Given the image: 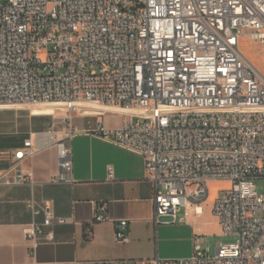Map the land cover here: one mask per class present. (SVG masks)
Returning <instances> with one entry per match:
<instances>
[{
    "label": "built area",
    "instance_id": "2783aa9c",
    "mask_svg": "<svg viewBox=\"0 0 264 264\" xmlns=\"http://www.w3.org/2000/svg\"><path fill=\"white\" fill-rule=\"evenodd\" d=\"M244 38L264 46V0H0V109L61 102L67 126L61 138L54 124L32 132L0 186L31 183L24 162L50 144L60 158L54 181H73L76 103L128 117L116 129L99 120L94 133L144 157L157 223L206 202L212 181L233 183L212 211L237 241L213 256L197 246L185 258L36 264H264V194L255 184L264 179V75L243 54ZM28 205L44 215L23 228L35 255L55 239L50 227L69 220L49 204ZM127 225L118 224L117 241Z\"/></svg>",
    "mask_w": 264,
    "mask_h": 264
},
{
    "label": "crops",
    "instance_id": "0c3cea01",
    "mask_svg": "<svg viewBox=\"0 0 264 264\" xmlns=\"http://www.w3.org/2000/svg\"><path fill=\"white\" fill-rule=\"evenodd\" d=\"M92 105V104H91ZM31 112L50 111L65 104L33 106L21 104ZM80 109L73 114L71 127L79 132L70 139L73 158L72 182H56L60 174L58 146L50 144L24 162L31 172L32 182L0 186V264L74 263L91 260H141L185 258L173 248L182 245L190 235L217 226L213 215V201L207 199L199 206L180 210L178 219L155 221L154 185L148 178L144 157L110 143L94 133L99 120L109 129H116L128 117L117 108ZM14 118L9 122L7 113ZM22 110L0 109V174L12 162L13 151L23 146L32 132H48L51 115H33ZM22 119L26 120L23 122ZM62 119L60 134L67 129ZM113 168V177L109 167ZM37 205L49 204L57 216L68 218L65 224H53L55 233L51 242L43 241L31 253V243L23 228L33 220L42 221L44 215L34 216L29 201ZM105 204V211H97ZM108 219L95 222V215ZM210 214L211 221H205ZM122 220L128 225L125 239L117 241V226ZM173 233L174 236H169ZM198 246L201 247L199 244ZM134 264V262L132 263Z\"/></svg>",
    "mask_w": 264,
    "mask_h": 264
},
{
    "label": "rangeland",
    "instance_id": "374dc122",
    "mask_svg": "<svg viewBox=\"0 0 264 264\" xmlns=\"http://www.w3.org/2000/svg\"><path fill=\"white\" fill-rule=\"evenodd\" d=\"M241 50L243 54L260 70V72L264 75V46L251 42L248 39H243L241 41ZM20 105V104H19ZM16 105L14 110H22L25 113L29 114L31 112L29 109L26 108H20L21 106ZM97 108L95 105L91 104H83L80 106L79 109H92ZM76 113V112H75ZM66 114V110L64 107L58 108L56 110V113L54 115H51L52 118V124H54L56 127L55 129L58 130V126H60V122L63 119ZM7 120L10 122L14 116L11 113L6 114ZM23 122H26V120L22 119ZM51 124V125H52ZM63 134L59 135V138H61ZM255 184L257 187V192L261 195L264 194V179H257L255 180ZM233 186V183L231 181H212L209 185V201H213L217 198L220 191L230 189ZM214 215V214H213ZM172 219V217H162V219ZM205 221H211L213 220L212 216L210 214L206 215L204 218ZM169 236H174L173 233H169ZM237 241V237L233 235H226L223 232L219 230L217 226H212L208 230L195 234L190 235L182 245L173 248V251L177 254H189L190 256L193 255L196 252V247L200 244L202 251L209 252L210 255L216 254V248L218 245H230L232 243H235Z\"/></svg>",
    "mask_w": 264,
    "mask_h": 264
},
{
    "label": "bare ground",
    "instance_id": "6f19581e",
    "mask_svg": "<svg viewBox=\"0 0 264 264\" xmlns=\"http://www.w3.org/2000/svg\"><path fill=\"white\" fill-rule=\"evenodd\" d=\"M54 103H55V104H63V103H61V102L38 103V104L25 103V104L33 105V106H42V105H46V104H54ZM83 104H86V103H76V104H74V105L77 106L78 108H80V106L83 105ZM20 105H21V104H20ZM92 105H94V104H92ZM95 106H99V105H95ZM99 107H103V108H117V109H119V111H122L120 108H118V107H114V106H112V107L99 106Z\"/></svg>",
    "mask_w": 264,
    "mask_h": 264
},
{
    "label": "water",
    "instance_id": "95a60500",
    "mask_svg": "<svg viewBox=\"0 0 264 264\" xmlns=\"http://www.w3.org/2000/svg\"><path fill=\"white\" fill-rule=\"evenodd\" d=\"M33 115H54L55 114V110H50V111H40V110H36V111H32L31 112Z\"/></svg>",
    "mask_w": 264,
    "mask_h": 264
}]
</instances>
